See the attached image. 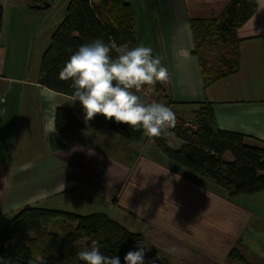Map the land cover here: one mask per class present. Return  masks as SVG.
<instances>
[{"label": "crops", "instance_id": "0c3cea01", "mask_svg": "<svg viewBox=\"0 0 264 264\" xmlns=\"http://www.w3.org/2000/svg\"><path fill=\"white\" fill-rule=\"evenodd\" d=\"M68 1L0 0V228L27 206L102 213L141 234L155 256L161 252L154 259L162 264H236L227 260L234 248L246 263L264 264V191L230 196L148 137L134 142L106 129L56 130L58 108H82L39 84L41 56ZM229 1L123 0L136 45L150 47L170 74L156 100H169L188 122L208 104L219 130L264 150V0L237 31V73L205 89L192 55L189 21L215 18ZM165 142L182 144L169 135Z\"/></svg>", "mask_w": 264, "mask_h": 264}, {"label": "trees", "instance_id": "16d2710c", "mask_svg": "<svg viewBox=\"0 0 264 264\" xmlns=\"http://www.w3.org/2000/svg\"><path fill=\"white\" fill-rule=\"evenodd\" d=\"M32 1L35 5L44 2ZM257 7L258 0H230L219 16L189 21L192 55L198 61L205 89L238 72L240 40L237 31L255 14ZM2 14L0 6V32ZM96 39L105 43L115 40L118 46L128 48L137 46L132 11L123 0H69L62 21L41 56L39 84L71 96V81L61 80L59 72L80 45ZM154 86L160 91L159 82ZM164 104L171 106L167 99ZM176 118V126L170 130L172 134L169 136L182 141L179 148L166 144L165 136L168 134L148 137L169 159L211 180L230 196L264 191V150L247 146L241 134L219 130L208 104L193 112L189 124L177 115ZM55 128L60 133L106 129L134 142L147 138L142 130L136 131L126 124L105 120L99 114L86 122L83 108L75 111L58 108ZM226 153L231 155L232 161L223 159ZM58 221L62 222L59 226L62 235L50 231ZM92 239L101 244L103 254L118 256L120 264H124L123 258L128 251L136 250L138 241L143 242L144 258L146 256L144 237L130 232L105 214L79 215L27 206L0 228V260L4 264H84L76 253ZM227 260L248 264L236 248L228 253Z\"/></svg>", "mask_w": 264, "mask_h": 264}, {"label": "clouds", "instance_id": "9594fccd", "mask_svg": "<svg viewBox=\"0 0 264 264\" xmlns=\"http://www.w3.org/2000/svg\"><path fill=\"white\" fill-rule=\"evenodd\" d=\"M152 53L144 45L128 48L118 46L115 40L105 43L96 39L78 47L61 68L59 78L71 81V102L79 101L86 122L99 114L105 120L142 130L147 137L171 135L177 123L174 111L137 94L145 86L170 79L167 67ZM135 248L125 254L124 264H144L143 242L138 241ZM100 249L98 240L92 239L76 255L84 264H120L118 256L105 255ZM0 264L4 262L0 260Z\"/></svg>", "mask_w": 264, "mask_h": 264}, {"label": "rangeland", "instance_id": "374dc122", "mask_svg": "<svg viewBox=\"0 0 264 264\" xmlns=\"http://www.w3.org/2000/svg\"><path fill=\"white\" fill-rule=\"evenodd\" d=\"M155 95V94H154ZM141 97V96H140ZM154 98V97H153ZM157 102H159V101H157ZM161 103V102H160ZM163 104H164V101L162 102ZM166 103V102H165ZM166 106H168L167 104H165ZM227 159L228 160H231V156L230 155H227ZM62 224V222L61 223H59V225H61ZM51 231H53L54 233H57V234H59V235H62V233H61V230L59 229V226H58V223H56V225H54L53 227H52V230ZM147 244V243H146ZM151 249H153L152 247H150V246H148V244H147V247H146V256H145V258H144V264H162V263H160V262H157L154 258H156V257H159V256H155V253H153L152 251H151ZM156 253H161L160 251L159 252H156ZM162 256V254H160V257ZM165 264H167V263H165Z\"/></svg>", "mask_w": 264, "mask_h": 264}, {"label": "built area", "instance_id": "2783aa9c", "mask_svg": "<svg viewBox=\"0 0 264 264\" xmlns=\"http://www.w3.org/2000/svg\"><path fill=\"white\" fill-rule=\"evenodd\" d=\"M155 91H156V89L154 86H145L137 94L139 96H141V98H143L147 102H150L153 100L157 101L156 98L154 97ZM186 122H188V121H186ZM189 123L190 122H188V124Z\"/></svg>", "mask_w": 264, "mask_h": 264}, {"label": "water", "instance_id": "95a60500", "mask_svg": "<svg viewBox=\"0 0 264 264\" xmlns=\"http://www.w3.org/2000/svg\"><path fill=\"white\" fill-rule=\"evenodd\" d=\"M34 8L40 9V8H42V6H34Z\"/></svg>", "mask_w": 264, "mask_h": 264}]
</instances>
